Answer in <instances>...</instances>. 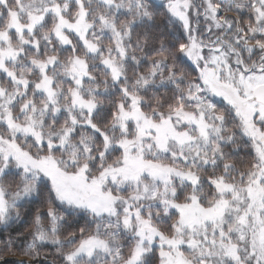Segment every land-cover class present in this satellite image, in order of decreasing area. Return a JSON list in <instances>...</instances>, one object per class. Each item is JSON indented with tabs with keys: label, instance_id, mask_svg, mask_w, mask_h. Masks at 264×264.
Masks as SVG:
<instances>
[{
	"label": "snow or ice",
	"instance_id": "obj_1",
	"mask_svg": "<svg viewBox=\"0 0 264 264\" xmlns=\"http://www.w3.org/2000/svg\"><path fill=\"white\" fill-rule=\"evenodd\" d=\"M0 264H264V0H0Z\"/></svg>",
	"mask_w": 264,
	"mask_h": 264
}]
</instances>
